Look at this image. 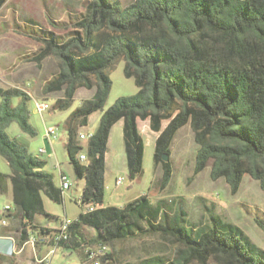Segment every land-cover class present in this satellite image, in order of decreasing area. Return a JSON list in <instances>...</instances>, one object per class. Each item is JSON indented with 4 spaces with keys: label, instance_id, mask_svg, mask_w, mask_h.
Wrapping results in <instances>:
<instances>
[{
    "label": "trees",
    "instance_id": "obj_1",
    "mask_svg": "<svg viewBox=\"0 0 264 264\" xmlns=\"http://www.w3.org/2000/svg\"><path fill=\"white\" fill-rule=\"evenodd\" d=\"M7 1L0 0V9ZM77 24L83 33H74L62 45L51 34L46 39L47 50L62 66L46 88L64 91L54 108L68 110L79 88L94 91L65 123L67 157L85 186L71 239L60 245L77 239L80 228L93 229L101 243L162 233L182 245L177 257H151L137 264H205L211 256L224 264H264V253L230 223L212 215L207 224L193 227L183 209L170 218L164 212L167 204L154 206L147 195L122 208L105 206L104 184L109 136L120 120L129 177L142 176L145 144L138 119H149L151 129L160 133L154 159L162 170L161 187L173 175L171 161L163 156L171 155L175 136L190 124L198 146L195 173L210 168L211 180H225L232 194L246 176L264 191V0H131L125 5L122 0H90ZM121 59L126 78L134 79L138 91L105 109L112 86L107 71ZM0 98V155L11 170L10 175L0 172V194L11 185L14 206L32 220L45 214L43 195L60 205L64 193L44 171L47 162L6 133L17 123L24 133L37 135L30 124V97L0 87ZM14 99L20 100L17 106ZM96 112L102 113L100 123L85 147L79 129ZM165 120L169 123L163 128ZM83 152L87 163L80 161ZM89 206L93 210L88 212Z\"/></svg>",
    "mask_w": 264,
    "mask_h": 264
},
{
    "label": "rangeland",
    "instance_id": "obj_2",
    "mask_svg": "<svg viewBox=\"0 0 264 264\" xmlns=\"http://www.w3.org/2000/svg\"><path fill=\"white\" fill-rule=\"evenodd\" d=\"M90 0H8L0 9V87L19 89L30 97V124L36 130L35 137L24 133L17 123L11 124L6 130L11 140L19 143L29 142L30 151L39 154L41 148L54 151L50 166L47 168L58 176L61 170L69 173V160L65 150L68 133L65 123L71 113L82 103V93L91 96L93 93L85 88L79 89L77 99L65 111L56 110L57 100L64 98L63 90L47 91L48 84L60 73L61 60L52 51L47 50L46 39L53 35L57 45H62L73 37L74 33L82 34L78 21L86 15V6ZM131 0H122L128 4ZM37 31V32H35ZM45 32L42 34L41 32ZM46 51V52H45ZM44 54L42 57L41 55ZM125 62L119 60L107 73L112 81L111 90L105 109L110 108L118 98L129 97L137 93L138 88L133 78L128 79L124 73ZM46 102L50 109L43 114L36 111L35 102ZM19 99L13 100L17 106ZM1 104V98H0ZM169 121H163V128ZM97 123L93 120L88 128H80L83 133L95 132ZM49 127L58 128V138L54 143L46 140L45 133ZM144 131V130H143ZM146 151H144L143 174L132 180L126 163L118 162L112 171L105 174V203L109 195L116 192V180L123 179L119 186L118 204L131 202L140 194H149L154 206L164 201L167 208L164 212L173 218L179 208L186 213L187 224L202 227L216 216L226 223L240 229L249 242L264 253V191L258 183L246 176L236 194H232L225 180L212 181L210 168L195 173V160L198 146L191 125L183 127L172 143L170 161L173 175L170 183L161 187L162 170L155 165L154 143L146 135ZM80 141V140H79ZM87 144V141H83ZM111 156L122 155L123 140L115 138L110 145ZM115 151V152H114ZM47 157L46 155H40ZM54 165V166H53ZM7 161L0 155V172L10 173ZM72 183V182H71ZM73 186V184H72ZM5 199L0 197V205ZM47 208L57 218L63 216V205L51 203L47 198ZM110 202V203H109ZM114 202V201H112ZM12 204V203H11ZM13 205V204H12ZM162 216V215H161ZM160 222L161 219L159 220ZM85 234L91 238L92 230ZM107 253L100 261L102 264H137L151 257H161L166 261L175 259L183 247L173 237L156 233H148L127 240L107 242ZM91 245L89 249L98 246ZM87 258V253L84 256ZM64 264H79L76 256L64 258ZM26 264V263H24ZM192 264H203L198 261ZM205 264H224L219 256H211Z\"/></svg>",
    "mask_w": 264,
    "mask_h": 264
},
{
    "label": "crops",
    "instance_id": "obj_3",
    "mask_svg": "<svg viewBox=\"0 0 264 264\" xmlns=\"http://www.w3.org/2000/svg\"><path fill=\"white\" fill-rule=\"evenodd\" d=\"M81 89V88H79ZM79 89L76 93L79 92ZM92 91L91 96H86L82 93V101L89 100L94 96V91ZM76 95V94H75ZM77 99V96L75 97L74 101ZM101 112H96L92 114L89 117V124L88 126L84 128H88L91 125V121L97 123L99 126L100 119H101ZM97 126V128H98ZM96 128V129H97ZM138 128L140 130V133L143 137L144 144H145V150L147 147L146 143V135L149 137L150 140L154 143V149L156 147V141L159 137L160 133L154 132L151 129L150 126V120H141L138 119ZM144 130V131H143ZM79 132L80 129H79ZM94 132V131H93ZM115 138L117 140L121 139L123 140V148L124 151H122V155L118 157V151L116 152V155L111 156V153L109 151L110 145L113 144ZM80 143L86 147L87 144H84L83 141H80ZM29 146V142L23 143ZM33 155L38 156L42 160L47 162L46 167L44 168V171L47 173L52 174L47 168L50 166L51 156L47 157H41L38 154H35L33 151H30ZM115 152V151H114ZM48 154L53 155L54 151H47ZM118 162L126 163V152H125V141H124V122L122 120L118 121L113 127L110 132L108 146H107V152L105 156V163H106V171H112L113 166L118 165ZM70 167V172H64L61 170L59 166V174L58 176L53 175V180L56 186L62 188L61 184V175H66L68 177L69 182L71 183V187L69 190L63 191L64 193V200H63V216L61 218H57L55 214L50 212L47 208V201L46 198L53 203L46 195H43V203H44V210L45 214H36L32 220H29L27 218L22 217V215L18 212V210L15 207V212L12 215V217L9 219V226L7 228L0 227V251L4 253L3 258L0 261V264H41L40 261L43 260L47 255H49L50 251L53 249L55 252L50 255L49 257V264H64V258L73 255L76 256L79 260V264L83 263L85 261L84 256L86 255L89 247L93 244L95 246L104 245L107 247L106 243L96 242V233L93 229L90 228H80L78 233L75 234L77 239H73V242L68 245L55 247L54 242L52 241V238L54 236V233L59 228L61 224V220L64 218H67L69 220L75 221L78 219L79 215L82 213V207L80 206V199L83 194V189L85 186L84 180H77L73 168L70 163H68ZM54 166V165H53ZM10 175V173H3ZM105 174H104V184L105 188L106 186V180H105ZM117 182V180H116ZM73 184V186H72ZM118 190L119 186L116 184V192H113L109 195L108 201L114 204H106L105 206H113L122 208L125 206L128 202H122V204H118L116 199L118 198ZM147 195L149 198V194H140V196ZM138 196V197H140ZM0 197H3L5 201H3V204H13V196H12V188L11 185L9 186V190L6 194H0ZM106 198V195H105ZM136 199V198H135ZM114 201V202H112ZM109 202V203H110ZM14 205V204H13ZM87 230H92L94 232V235H92L91 238H89L85 232ZM23 233H26V240H23L22 235ZM35 238L36 243L33 245L29 241ZM94 246V247H95ZM14 248V254L10 255L9 251L11 248ZM108 248V247H107Z\"/></svg>",
    "mask_w": 264,
    "mask_h": 264
},
{
    "label": "built area",
    "instance_id": "obj_4",
    "mask_svg": "<svg viewBox=\"0 0 264 264\" xmlns=\"http://www.w3.org/2000/svg\"><path fill=\"white\" fill-rule=\"evenodd\" d=\"M35 107L36 111L39 114H43L44 112L48 111L50 109V106L46 102H35ZM94 132H79L78 138L80 141H88L92 138ZM46 140L49 143H54L56 140V127H49L46 129L45 133ZM40 155H47V156H52L47 153L46 148H41L39 151ZM80 161L83 163H87L88 159L86 154L83 152L79 156ZM57 168H59V165H57ZM123 183V179L120 178L117 180L116 184L120 186ZM61 184H62V190L66 191L69 190L71 187V183H68V177L66 175H61ZM79 203H82V200L80 199ZM92 207H86V211H92ZM15 212V206L12 204H3L2 206L0 205V227L2 228H7L9 226V219L12 217V215ZM74 221L69 220L67 218H64L61 220V224L59 228L56 230L54 233V236L52 238V241L55 244V247H60V242L62 241H69L71 239V234H70V227L73 224ZM33 245L36 243V239L32 238L30 241ZM108 248L104 245H99L95 249H88L87 251V258L86 260L81 263V264H102L100 259L106 255ZM55 250L53 249L50 251L49 255H47L43 260L40 261L41 264H49V257L51 254H53ZM10 255L14 254V248L12 247L9 251ZM4 253L0 251V261L3 258Z\"/></svg>",
    "mask_w": 264,
    "mask_h": 264
},
{
    "label": "water",
    "instance_id": "obj_5",
    "mask_svg": "<svg viewBox=\"0 0 264 264\" xmlns=\"http://www.w3.org/2000/svg\"><path fill=\"white\" fill-rule=\"evenodd\" d=\"M163 160H164L165 162H168V161L170 160L169 155H164V156H163Z\"/></svg>",
    "mask_w": 264,
    "mask_h": 264
},
{
    "label": "bare ground",
    "instance_id": "obj_6",
    "mask_svg": "<svg viewBox=\"0 0 264 264\" xmlns=\"http://www.w3.org/2000/svg\"><path fill=\"white\" fill-rule=\"evenodd\" d=\"M57 138H58V128L56 127V139ZM68 183H70L69 180H68Z\"/></svg>",
    "mask_w": 264,
    "mask_h": 264
}]
</instances>
